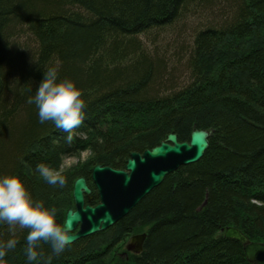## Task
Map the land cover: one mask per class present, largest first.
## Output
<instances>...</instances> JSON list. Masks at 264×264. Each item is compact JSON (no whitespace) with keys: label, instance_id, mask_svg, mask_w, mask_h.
<instances>
[{"label":"trees","instance_id":"1","mask_svg":"<svg viewBox=\"0 0 264 264\" xmlns=\"http://www.w3.org/2000/svg\"><path fill=\"white\" fill-rule=\"evenodd\" d=\"M187 17L197 25L176 48L188 70L176 84L178 66L141 36ZM194 125L213 129L204 157L104 236L146 231L126 264H246L225 225L264 241V0H0V264H54L38 231L49 186L72 197L74 176L41 183L46 170L86 151L91 165L123 168ZM93 242L59 253L86 263Z\"/></svg>","mask_w":264,"mask_h":264},{"label":"water","instance_id":"2","mask_svg":"<svg viewBox=\"0 0 264 264\" xmlns=\"http://www.w3.org/2000/svg\"><path fill=\"white\" fill-rule=\"evenodd\" d=\"M212 133V129H194L190 141L182 142L176 133H170L161 144L142 153L132 152L126 170L95 166L92 172L95 176L104 174L105 181L98 187L100 202L96 206L90 204L85 206V198L80 189L85 190L87 194H91L92 191L85 184L75 182L76 211L72 208L67 211L62 232H72L74 224L80 221L83 229L79 234L66 238L60 235L61 242L72 243L80 237L94 235L115 225L127 216L139 201L159 186L168 173L176 171L183 165L199 161L209 147ZM128 170L131 171L130 174ZM107 188L112 190V193ZM57 225L55 222L53 227ZM226 235L240 241L249 259L255 264H264V243L250 240L245 233L233 226H229ZM146 238V233L132 236L127 243V249L135 254L141 253Z\"/></svg>","mask_w":264,"mask_h":264},{"label":"rangeland","instance_id":"3","mask_svg":"<svg viewBox=\"0 0 264 264\" xmlns=\"http://www.w3.org/2000/svg\"><path fill=\"white\" fill-rule=\"evenodd\" d=\"M195 21L196 20H194L191 17L190 18L189 17L184 18L183 20H181V18H180V20L176 21L173 24V26L168 27V29L166 28L167 31L166 30L163 32L162 31H154V33H151V35L141 36V40H142L145 48L151 52H156V54L159 57L163 58L162 60H166L169 68H174V66H178V69L176 70L175 74L172 76L173 78H175L173 83L175 82L176 84H179V83L181 84L184 81H186V78L188 75V70H186L187 66L185 65V63H182L180 65L179 64L180 61L175 60V59H177L178 56L181 57L182 55H184V54H181L180 51L184 50L185 49L184 46L186 45V43L189 42V40H191L192 28H193V26L197 25V24H195ZM161 30H163V29H161ZM177 47H178V49H181V50L177 49L179 52L176 50ZM28 50L31 51V48ZM182 62H185V61L183 60ZM193 128H195V126H193ZM207 129H210V128H207ZM173 133H176V132H173ZM190 133H192V131ZM176 134L178 135V133H176ZM190 136H191V134H190ZM209 144H210V142H209ZM88 153L89 152L86 151V152L81 153L80 156L77 155L76 157L73 156V157H67V158L63 159V161H61V163L59 164V167H55L56 169H53L52 171L44 172L42 174L41 180L39 179V182L42 183V182H44L43 180H45V179H47V181H48L51 179L56 180V179L60 178L61 183L66 184L70 181L71 176H74V177H72V179H74L76 177V174L81 172V170H83V169L87 170L86 173L92 171V169H90L91 168L90 162L88 160L92 154L91 153L88 154ZM191 164H194V163H191ZM188 165H190V164H188ZM183 166H185V165H183ZM114 169H116V168H114ZM117 169H121V168H117ZM261 187L264 189L263 186H261ZM48 191L49 192L47 194V200H46V204H47V207H46L47 212L46 213H47V215L45 217L50 218V220H49V222H46V220H47V218H46L45 221L40 224V228H39L40 230L38 231V233H40V236H44V237L45 236L49 237V235H47V233H49V232L52 233L54 230L59 232V230L63 227V224L65 222L66 211L69 208V206L72 205V203H73L72 200L71 201L69 200L72 197H70V195H67V192H68L67 189H65V191H63V190L61 191V190L56 189L55 186L51 185V186H49ZM91 197L92 198L96 197L95 198L96 199L95 200L96 205H97V203L100 202V194H99L97 189L93 190V192H91ZM92 202H93V200H92ZM55 222H57L58 225L56 227H53ZM118 223L119 222H117L115 225L109 227L108 229L104 230L102 232L101 236L98 235L95 238H102V237L104 238V236H106V235L112 236V235H110L111 233L113 234L116 231L119 232L118 229L116 228V227H118V225H117ZM42 231H45V233L42 234ZM142 232H145V231H142ZM115 234L117 235V233H115ZM121 234L126 235L125 233H121ZM129 236L130 235H127L126 237H124L126 243H127ZM89 240H94V235L89 236ZM106 244L107 243L97 244L96 242H93L89 246L87 245V247L85 248V251H83L84 248L81 249V251L84 252V254H85L84 256L86 259L90 253H93L96 250H98L99 256H101L102 255L101 254V248L104 247ZM123 244H124V242H121V248H122ZM93 248H94V250H93ZM87 250H88V252H87ZM29 251H31V250H29ZM102 253H104V252H102ZM93 255H94L93 258L90 259L91 264H100V262L102 261V263H103L104 260H106V261L109 260L110 262L112 261L111 252H110V254H109V252H106L105 254H103V256L97 257V258H95V256H98L97 253L96 254L94 253ZM121 255L122 256L126 255V249L121 251ZM52 256H53L52 262L54 264H57L59 262L61 264L65 263L64 259L62 260L63 256H61V254L59 252H56V254H53ZM74 258L75 257H73V259ZM99 259H100V261H99Z\"/></svg>","mask_w":264,"mask_h":264},{"label":"bare ground","instance_id":"4","mask_svg":"<svg viewBox=\"0 0 264 264\" xmlns=\"http://www.w3.org/2000/svg\"><path fill=\"white\" fill-rule=\"evenodd\" d=\"M195 126V128H193V130H192V132L194 131V129H203V128H199V127H196V125H194ZM211 129V128H210ZM213 130V129H212ZM174 132V131H173ZM172 132V133H173ZM171 133V132H170ZM169 133V134H170ZM168 136V135H167ZM166 136V137H167ZM211 138V137H210ZM210 138H209V142H210ZM178 139H179V137H178ZM190 139H191V136H190V138H189V140H186V141H190ZM164 140V139H163ZM162 140V141H163ZM161 141V142H162ZM179 141H181V140H179ZM185 141V140H184ZM161 142L159 143V144H161ZM182 142V141H181ZM158 144V145H159ZM157 146V145H156ZM155 147V146H154ZM153 148V147H152ZM149 149H151V148H149ZM208 150V149H207ZM207 150L205 151V153L207 152ZM132 153V152H131ZM205 153H204V155H205ZM89 154V153H88ZM204 155H203V157H204ZM83 156V155H82ZM74 157H76V156H74ZM203 157H201V159L203 158ZM67 158V157H66ZM130 158V157H129ZM129 158H127V160H126V162H125V165H124V167L123 168H121V170H126V166H127V162H128V159ZM65 159V158H64ZM103 166V167H105V166H109V165H103V164H95V165H91L90 164V167H92L91 169L93 170V168L95 167V166ZM109 167H111V168H116V167H112V166H109ZM48 169V168H47ZM117 169V168H116ZM47 171H52L51 169H49V170H46L45 172H47ZM129 174L131 173V171L130 170H128L127 171ZM97 173H99V172H97ZM173 173V172H172ZM93 172L92 171H90V172H88V173H86L85 171H84V169L83 170H81V172H79V173H77L76 174V177L74 178V179H72L73 180V183L75 184V182H79V183H81V184H85V186L86 187H88L92 192H93V190H98V187L100 186H102L103 184H104V174H101L100 173V175H97L96 174V176H95V174H94V176H93ZM171 173H168V175H170ZM168 175H166V177L168 176ZM165 177V178H166ZM74 184H73V189H72V191H71V196H72V205L71 206H69V208L67 209V211L70 209V208H72L73 209V211H76V202H75V199H74ZM80 184V185H81ZM158 187V186H157ZM156 188V187H155ZM154 188V189H155ZM108 189V188H107ZM153 189V190H154ZM152 190V191H153ZM80 191H81V193H82V195L84 196V198H85V206H86V204H90L91 206H96V204H95V198L93 197H91V194H87L86 192H85V190H81L80 189ZM80 191L78 192L79 194H80ZM108 191L109 192H111L112 193V190H110V189H108ZM151 191V192H152ZM99 192V191H98ZM150 192V193H151ZM149 193V194H150ZM149 194H147V195H149ZM146 195V196H147ZM145 196V197H146ZM144 197V198H145ZM90 198V199H89ZM143 198V199H144ZM142 199V200H143ZM92 200H93V202H92ZM141 200V201H142ZM141 201H139V203L141 202ZM138 203V204H139ZM98 204V203H97ZM137 204V205H138ZM136 205V206H137ZM84 206V207H85ZM135 206V207H136ZM134 207V208H135ZM133 208V209H134ZM133 209L129 212V213H131L132 211H133ZM67 211H66V214H67ZM124 218V217H123ZM48 221L50 220V219H47ZM122 220V219H121ZM121 220H119L118 222H120ZM73 224V223H72ZM64 225V224H63ZM229 226L231 227V226H233V227H236V228H238V229H240L239 227H237V226H235V225H225V226H222L220 229H219V234H222V236L226 239H233V240H235V241H237V242H239L240 243V245L242 246V248L244 247V245L240 242V241H238L237 239H234V238H231V237H229V236H227L226 235V233L228 232V228H229ZM83 227V225H82V222L80 221V222H78V223H75L74 224V228H73V231L72 232H62V228L59 230V232L58 231H53L52 233H47V235H49V237L48 236H42L43 238H44V240H45V242H47V244H50V247L51 246H54V247H56V249H57V252H61V254L63 253L64 254V252H63V250H65V247H71L72 245H74L75 243H78L79 241H81V240H83V238H87V237H89V236H83V237H80V238H78V239H76L75 241H73L72 243H63V242H61V240L59 239V236L60 235H62V237H64V238H66V237H69L70 235H77V234H79V232L83 229L82 228ZM241 230V229H240ZM242 231V230H241ZM102 232L103 231H101V232H98V233H96V234H94V241L97 243V244H102V243H107L104 247H102L101 248V256H103V254H105L106 252H109V254H110V252H111V257H112V261H113V263H110V264H126V262H128V257H129V255L131 254V253H133V254H135L134 252H132V251H129L128 249H127V243L129 242V239L132 237V236H134V235H141V234H144V233H146V231L145 232H137V233H134V234H131L130 236H129V238H128V240H127V243L125 242V238L123 237V236H119V237H116V236H113V238H109V240L107 239V238H95L96 236H101L102 235ZM243 232V231H242ZM43 233H45V231H42V234ZM244 233V232H243ZM147 234V233H146ZM92 236V235H91ZM250 240H252L251 238H250ZM252 241H257V242H262V243H264V241H261V240H252ZM121 242H124V244H123V246H122V248H121ZM60 246H62V248L63 249H61V247ZM74 248H77V246L76 247H74ZM81 248V247H80ZM124 250V249H126V255L125 256H122L121 255V251L122 250ZM84 250H85V248H84ZM93 250H94V248H93ZM100 250V249H99ZM87 252H88V250H87ZM102 252H104V253H102ZM66 253V252H65ZM98 254V256H95V258H97V257H101V256H99V252H98V250H96V251H94L93 253H90L88 256H87V260H88V262H86L87 264H91V262H90V260L89 259H92L93 258V254ZM243 253H244V255H245V259H246V264H255L252 260H250L249 259V257H248V255H247V253H246V251H244V249H243ZM65 256V258H64V264H76V262H73L74 260H73V257L71 256L70 258L67 256V255H64ZM67 256V257H66ZM63 260V259H62ZM103 260V259H102ZM127 260V261H126ZM99 261H100V259H99ZM105 261V260H104ZM103 261V262H104ZM82 262H84V260L82 261ZM86 263H82V264H86ZM57 264H61L60 262L59 263H57ZM100 264H102V261L100 262Z\"/></svg>","mask_w":264,"mask_h":264}]
</instances>
